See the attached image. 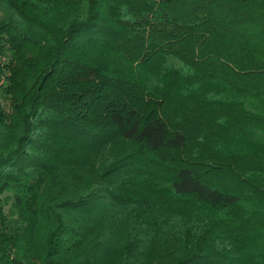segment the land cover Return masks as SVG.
<instances>
[{
  "label": "trees",
  "instance_id": "obj_1",
  "mask_svg": "<svg viewBox=\"0 0 264 264\" xmlns=\"http://www.w3.org/2000/svg\"><path fill=\"white\" fill-rule=\"evenodd\" d=\"M0 264H264V0H0Z\"/></svg>",
  "mask_w": 264,
  "mask_h": 264
},
{
  "label": "rangeland",
  "instance_id": "obj_2",
  "mask_svg": "<svg viewBox=\"0 0 264 264\" xmlns=\"http://www.w3.org/2000/svg\"><path fill=\"white\" fill-rule=\"evenodd\" d=\"M12 224H13V228H17L18 223H17V218H16V216H13V217H12Z\"/></svg>",
  "mask_w": 264,
  "mask_h": 264
}]
</instances>
